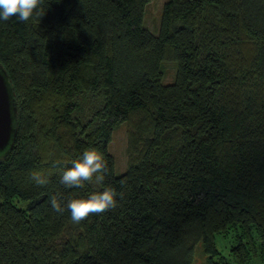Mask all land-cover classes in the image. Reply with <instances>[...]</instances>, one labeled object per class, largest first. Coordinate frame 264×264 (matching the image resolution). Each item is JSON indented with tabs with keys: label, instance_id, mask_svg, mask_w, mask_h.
<instances>
[{
	"label": "trees",
	"instance_id": "obj_1",
	"mask_svg": "<svg viewBox=\"0 0 264 264\" xmlns=\"http://www.w3.org/2000/svg\"><path fill=\"white\" fill-rule=\"evenodd\" d=\"M148 1L43 0L39 19L0 20L14 108L0 264H191L196 245L205 264H264V0H164L156 34ZM91 148L105 181L65 188L62 171ZM105 187L117 207L80 224L51 207ZM215 234L232 237L233 263Z\"/></svg>",
	"mask_w": 264,
	"mask_h": 264
},
{
	"label": "clouds",
	"instance_id": "obj_2",
	"mask_svg": "<svg viewBox=\"0 0 264 264\" xmlns=\"http://www.w3.org/2000/svg\"><path fill=\"white\" fill-rule=\"evenodd\" d=\"M43 0H0V20L8 21L16 17L19 21L27 22L33 18H40ZM71 166L62 171L60 183L65 188H83L86 183L101 184L105 181L109 171L107 161L102 152L96 148L86 149L81 156L70 161ZM31 180L39 186L49 182L47 175L33 171ZM116 190L105 187L102 191H94L86 198H73L65 203L59 195L50 198L52 209L63 214L70 211L71 221L80 224L90 216L103 214L117 207Z\"/></svg>",
	"mask_w": 264,
	"mask_h": 264
},
{
	"label": "rangeland",
	"instance_id": "obj_3",
	"mask_svg": "<svg viewBox=\"0 0 264 264\" xmlns=\"http://www.w3.org/2000/svg\"><path fill=\"white\" fill-rule=\"evenodd\" d=\"M164 0H149L144 8L143 23L145 27L149 28V32L156 34L157 19L160 11L161 4ZM155 29V31L152 30ZM163 82H169L173 74V65L169 62L164 63ZM125 125L120 124L111 132L110 141L107 146L108 152L113 157V174L118 175L124 171L126 167L125 160ZM232 237L230 235L220 236L214 235V244L218 252L225 256L228 261L232 262L229 256L228 248L232 243ZM198 245L193 248V255L191 264H205L204 257L198 249Z\"/></svg>",
	"mask_w": 264,
	"mask_h": 264
},
{
	"label": "water",
	"instance_id": "obj_4",
	"mask_svg": "<svg viewBox=\"0 0 264 264\" xmlns=\"http://www.w3.org/2000/svg\"><path fill=\"white\" fill-rule=\"evenodd\" d=\"M13 114L12 92L0 66V155L6 151L14 135Z\"/></svg>",
	"mask_w": 264,
	"mask_h": 264
}]
</instances>
